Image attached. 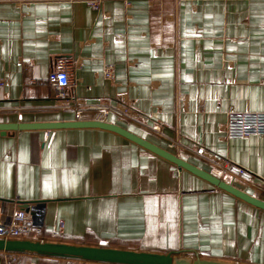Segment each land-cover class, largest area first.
Masks as SVG:
<instances>
[{
    "label": "crops",
    "instance_id": "obj_1",
    "mask_svg": "<svg viewBox=\"0 0 264 264\" xmlns=\"http://www.w3.org/2000/svg\"><path fill=\"white\" fill-rule=\"evenodd\" d=\"M60 58L78 113L56 107ZM230 112H264V0H0V124L104 121L217 177L203 147L252 173L225 182L264 201V135L227 138ZM0 201H44L35 237L50 243L264 264V210L105 130L0 133Z\"/></svg>",
    "mask_w": 264,
    "mask_h": 264
},
{
    "label": "water",
    "instance_id": "obj_2",
    "mask_svg": "<svg viewBox=\"0 0 264 264\" xmlns=\"http://www.w3.org/2000/svg\"><path fill=\"white\" fill-rule=\"evenodd\" d=\"M58 129H100L115 133L139 147L161 157L177 167L197 177H200L214 187L230 195L264 210V201L252 197L233 185L219 179L207 171L184 161L178 156L159 148L158 146L136 136L128 130L104 121H62L46 123H7L0 124V133L16 130H58ZM44 201L35 203H20L22 207L31 205L35 212L33 224L40 228L43 221ZM0 253L30 254L40 257L79 260L105 264H233L222 261L208 260L197 257H185L175 254H149L117 249H107L90 246L67 245L60 243L34 242L26 240L0 239Z\"/></svg>",
    "mask_w": 264,
    "mask_h": 264
},
{
    "label": "built area",
    "instance_id": "obj_3",
    "mask_svg": "<svg viewBox=\"0 0 264 264\" xmlns=\"http://www.w3.org/2000/svg\"><path fill=\"white\" fill-rule=\"evenodd\" d=\"M88 6L98 9L105 0H80ZM73 61L70 58H60L55 61L48 75V81L55 91L56 107L71 109L78 113L83 105L80 100L71 94L74 86L72 78ZM108 80L113 79V69L106 66L103 73ZM108 112L118 117H132L128 109L105 107ZM250 135H264V112H230L225 123V136L227 138H245ZM195 154L213 166L217 177L223 181L231 178L243 184H254V175L249 171L214 155H207L203 147H198ZM35 212L31 205L22 207L19 203L7 204L0 201V239L4 240H30L34 239L37 227L33 224Z\"/></svg>",
    "mask_w": 264,
    "mask_h": 264
},
{
    "label": "rangeland",
    "instance_id": "obj_4",
    "mask_svg": "<svg viewBox=\"0 0 264 264\" xmlns=\"http://www.w3.org/2000/svg\"><path fill=\"white\" fill-rule=\"evenodd\" d=\"M28 241H34V242H46V241H42V240H40L39 238L30 239V240H28ZM48 243H50V242H48Z\"/></svg>",
    "mask_w": 264,
    "mask_h": 264
}]
</instances>
